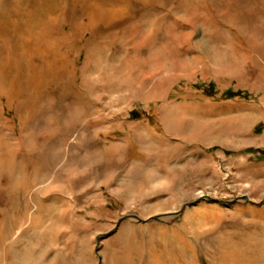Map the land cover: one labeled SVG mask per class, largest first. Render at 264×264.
I'll return each instance as SVG.
<instances>
[{
  "label": "rangeland",
  "instance_id": "374dc122",
  "mask_svg": "<svg viewBox=\"0 0 264 264\" xmlns=\"http://www.w3.org/2000/svg\"><path fill=\"white\" fill-rule=\"evenodd\" d=\"M0 264H264V0H0Z\"/></svg>",
  "mask_w": 264,
  "mask_h": 264
}]
</instances>
